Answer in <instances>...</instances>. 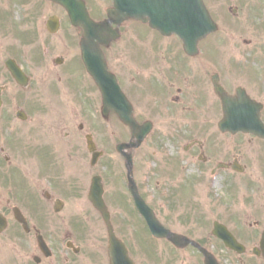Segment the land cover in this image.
Masks as SVG:
<instances>
[{"label":"flooded vegetation","instance_id":"flooded-vegetation-1","mask_svg":"<svg viewBox=\"0 0 264 264\" xmlns=\"http://www.w3.org/2000/svg\"><path fill=\"white\" fill-rule=\"evenodd\" d=\"M85 1L91 11L104 12L113 4L112 0ZM47 2L0 0V264H111L108 234L106 239L100 236L93 224L96 218L104 221L90 197L94 180H99L115 231L126 243L132 264H206L205 254L193 244L177 246L166 238H153V246L143 250L138 240L141 230L129 238L121 232V218L140 222L142 216L127 188L123 154L118 153L119 173L108 181L109 169L116 162L111 153V119L119 117L103 112L100 90L82 60V30L70 22L61 5L53 3L59 12L48 17L56 16L59 23L52 31ZM204 2L219 29L234 24V19L251 22L264 4V0ZM141 25L145 27L130 35L119 52H111L112 44L102 47L109 69L117 72L133 107V117L152 127L140 147L124 149L132 155L139 188L137 173L144 159L148 160L149 152L156 156L160 142L168 139L174 155L153 160L150 170L157 187L153 195L163 198L161 203L149 202L158 219L173 232L195 240L220 264H253L252 257L264 264L260 246L264 226L259 219L248 224L247 231L226 224L245 246L242 254L226 247L213 233L216 222H247L232 212V206L246 200L244 194L237 195L236 178L248 174V164L235 152L223 153L218 143L220 135H244L223 133L219 128L222 103L215 82L230 91L219 69L221 40L208 37L190 54L178 36L167 37L148 24ZM244 42L254 44L252 39ZM112 56L117 57L118 68H111ZM250 56L252 66L258 64L263 74L253 82L248 78L246 89L264 108V101L252 95V90L264 93V60L261 54ZM119 122V142L127 144L133 139L132 131ZM151 143L153 149L142 153ZM191 169L198 173L193 179ZM160 185H166L162 192ZM201 190L209 208L190 231L184 211L174 209L190 192L195 198ZM161 241L166 244L161 248L165 249L162 258Z\"/></svg>","mask_w":264,"mask_h":264},{"label":"water","instance_id":"water-1","mask_svg":"<svg viewBox=\"0 0 264 264\" xmlns=\"http://www.w3.org/2000/svg\"><path fill=\"white\" fill-rule=\"evenodd\" d=\"M68 10L72 22L84 31L82 42L85 64L98 83L104 99L105 110L117 112L132 128L140 143L149 132V126H139L131 117V107L120 89L116 77L108 72L106 61L100 50L99 43H107L116 39L118 30L112 23L121 24L128 18L149 22L150 25L164 34H179L187 47L193 46L200 38L216 30L208 10L202 0H114L115 7L108 11L109 18L102 22L94 21L83 0H55ZM217 92L223 103L224 119L220 123L223 131L251 132L264 137V124L261 121V107L255 104L244 92L238 91L237 96L226 94L221 86ZM130 146V145H128ZM122 150V146H118ZM130 190L136 204L145 217L151 231L158 237H169L170 233L157 220L151 208L138 193L136 184L130 179ZM95 205L103 212L110 229V255L112 264H125L127 250L114 234L109 216L105 211L104 202L100 198L94 200ZM217 234L230 247H237L234 238L221 228ZM175 242L179 236L169 237ZM189 241V240H188ZM187 241V242H188ZM264 245V239H263ZM207 264H217L213 256L208 255Z\"/></svg>","mask_w":264,"mask_h":264},{"label":"rangeland","instance_id":"rangeland-1","mask_svg":"<svg viewBox=\"0 0 264 264\" xmlns=\"http://www.w3.org/2000/svg\"><path fill=\"white\" fill-rule=\"evenodd\" d=\"M47 17L49 14L52 12H59L58 9H56L55 5L47 2ZM260 11V12H259ZM257 11L253 15V19L248 20V19H239L236 22V19H234V24L230 25L229 27H224L220 29V31L215 35V39H220L221 41L219 42L220 49L221 51L217 52V54L221 58V65L219 69H222V77L225 79L226 84L229 86V90L231 93L234 92L235 88L237 86H245L246 88L249 87L247 83L250 81L248 78H251V82L255 79H260L262 76V72L258 71V64L254 67L252 66L253 63L252 60L253 58L250 56L252 54H261V59L264 60V4L261 6V10ZM101 11H94L92 12V15L94 18H100L102 15L100 13ZM61 14V13H60ZM140 28H144L143 26H138L136 23H133L130 26L126 27V30L130 35H132L134 32L139 31ZM143 30V29H142ZM136 35V34H135ZM123 38L121 41L116 42L113 45L112 51L116 53L121 50V44L123 43L124 45L127 44L125 41L127 39L128 34L122 35ZM146 35H143L145 37ZM142 37L141 34L137 36ZM136 38V37H135ZM246 39H252L254 40V44L250 45L244 42ZM115 49V50H114ZM113 57V56H112ZM111 65L112 68L116 66L118 68L119 66V61L117 60V57H113L111 60ZM224 61V62H223ZM254 62V61H253ZM258 62V61H257ZM264 63V61H263ZM229 66H228V65ZM236 65H241L242 68L237 67L239 69H236ZM218 68V67H217ZM247 78V79H246ZM248 86V87H247ZM251 91L249 88L248 91ZM249 91V92H250ZM252 95L262 101H264V93L263 92H257L252 90ZM259 96V97H257ZM263 115H264V109H263ZM220 116H223L222 110L220 109ZM264 119V118H263ZM111 144L117 145L120 140V131H121V125L120 122L118 121L117 117H113L111 119ZM251 135H241L238 137H231V136H224L220 135L218 136V143L221 144L222 152L223 153H232L235 152L239 156H242L243 160L245 163L248 164V174L247 175H241L236 178V182L238 183L237 185V195L244 194L245 195V201H242L239 203V201H236V205L232 206V212L243 215L242 219H245L247 221L246 223L244 221H231V222H226L224 223L229 224L230 226L234 227L236 230L242 228V230H248L249 225L248 224H255V221L257 219L260 220L261 226H264V140H261L259 138L254 137V139L250 140ZM151 140V139H150ZM161 148L156 156L152 154V152H149L148 154V160L144 159L143 163V168L141 172L139 171L138 174V179L141 184L142 188V193L145 197L149 198L150 201L154 203H161L163 202L161 197L155 196V190L154 188H157L155 186L154 180L152 179V174H151V169L150 167L152 166V161L153 160H160L162 155H167L168 157H172L173 150L171 146V142H169L168 139H164L163 141L160 142ZM233 145L230 147V145ZM147 147V145H146ZM146 147L141 150L142 153H146V151L152 150V143L150 146L146 149ZM112 150V160L113 156H116L117 159L115 158V163H112V166H115L114 168L111 166L109 169L110 174L108 172V175H110V179L108 181L112 182L114 181V178H112L113 174L111 173L115 169L118 170L119 166V158L118 155L115 154V148H111ZM228 153V154H229ZM230 153V154H231ZM114 164V165H113ZM162 173L158 174L157 177L161 176ZM190 177L193 179V177L198 176L197 169H191L189 172ZM155 176V175H153ZM160 180H162L160 178ZM116 181H120V179H117ZM226 181V180H225ZM166 185H161L158 187L159 192H162L163 189H165ZM225 191V190H223ZM192 192L189 193L188 196H185L181 202L179 203L178 207H175V211L178 213H181V210L184 211L186 214L185 216L183 215L182 217L186 219V228L190 231L194 229V226L196 223H200V220L203 221L204 219V214H201L203 211L208 210V202L203 199V194L201 190V194L197 193L195 194V198H192ZM180 211V212H179ZM177 212L175 214H177ZM251 213V215L247 218L245 216L246 214ZM122 221L119 222L121 228V232L123 235L127 238L129 236L133 235V231L136 230H141V237L138 239L139 240V245L141 243L143 250H149L151 245L153 246V239L152 241L150 240V236L146 232V224L143 219H140L141 221L139 222L138 219L134 220L131 218L125 219L124 217L121 218ZM93 224L100 235H104L106 239V228L103 224V221L99 220L98 218L93 220ZM140 224V227L138 226ZM141 228V229H140ZM263 229V228H262ZM257 231L255 230V233ZM100 235V236H101ZM193 235V234H192ZM259 237V236H258ZM132 239V238H131ZM257 241V238H256ZM157 244V243H156ZM162 246H166L164 241L158 243L159 249V255L161 258L163 257L162 252L165 250H161ZM193 254V253H192ZM196 256L195 254H193ZM250 258V256H247V260ZM255 258V257H254ZM183 260L182 254L180 255V261ZM251 261L253 264H259L257 259L251 258ZM233 264H241L239 261H235Z\"/></svg>","mask_w":264,"mask_h":264}]
</instances>
